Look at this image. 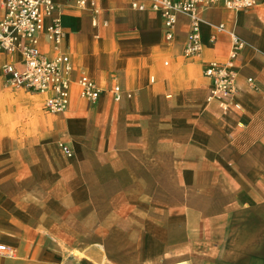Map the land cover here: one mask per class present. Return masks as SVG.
I'll use <instances>...</instances> for the list:
<instances>
[{
    "label": "crops",
    "instance_id": "1",
    "mask_svg": "<svg viewBox=\"0 0 264 264\" xmlns=\"http://www.w3.org/2000/svg\"><path fill=\"white\" fill-rule=\"evenodd\" d=\"M132 1H99L106 28L91 27L86 11L60 8L73 79L91 78L102 89L98 104L72 87L68 109L48 114L42 97L5 86L0 72V244L15 250L0 264H82L78 245L114 243L113 234L101 239V227H115L101 197L143 208L153 191L157 204L172 197V228L207 247L200 264H264V0L203 17L245 43L236 67L242 112L228 116L205 102L202 75L225 60L227 35L211 44L203 26L201 54L185 59L187 18L167 44L160 18L132 11ZM8 60L1 54L0 68ZM113 84L124 93L119 103L108 93Z\"/></svg>",
    "mask_w": 264,
    "mask_h": 264
},
{
    "label": "built area",
    "instance_id": "2",
    "mask_svg": "<svg viewBox=\"0 0 264 264\" xmlns=\"http://www.w3.org/2000/svg\"><path fill=\"white\" fill-rule=\"evenodd\" d=\"M99 1L0 0V55L9 58L0 68L5 86L42 97V109L48 114L64 113L68 109L72 87L77 89L81 101L89 105L98 104L102 89L83 72L73 79L71 61L63 50L65 33L60 8L62 5H72L86 11L91 27L106 28L107 22L101 21ZM255 5V0H134L130 9L156 14L162 22L163 38L167 44L175 39L179 17L187 18L188 30L183 49L185 59L201 54L203 26L212 30L209 37L211 44L216 42L217 34L227 35L229 49L225 60L207 64L202 75L209 83L205 102L219 105L223 115L228 116L242 112L237 97L236 67L245 43L233 31L227 30L224 24L206 23L203 17L211 10L237 14ZM44 46L48 47V52L43 50ZM247 86L257 91L252 80H248ZM108 93L114 103L121 102L124 96L118 84H113ZM61 150L67 158L72 157L66 147L61 146ZM0 258H15V250L0 244Z\"/></svg>",
    "mask_w": 264,
    "mask_h": 264
},
{
    "label": "rangeland",
    "instance_id": "3",
    "mask_svg": "<svg viewBox=\"0 0 264 264\" xmlns=\"http://www.w3.org/2000/svg\"><path fill=\"white\" fill-rule=\"evenodd\" d=\"M171 198L161 196L157 204L153 191V195L148 196L147 206L140 208L139 203H125L123 196L101 197L103 204L113 207L115 216V227L99 229L101 239L113 234L114 243L80 244L81 250L75 252V257L82 264H195L190 260L200 264L207 247L189 243L185 234L180 236L179 230L172 228V216L179 213L169 210ZM175 202L179 203L177 197ZM101 223L107 225V219ZM125 239L131 243L126 245Z\"/></svg>",
    "mask_w": 264,
    "mask_h": 264
}]
</instances>
